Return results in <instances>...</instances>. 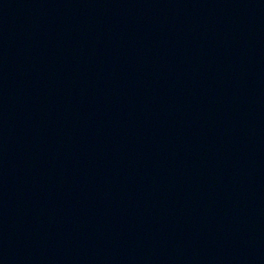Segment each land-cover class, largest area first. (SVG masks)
<instances>
[{"label": "water", "instance_id": "water-1", "mask_svg": "<svg viewBox=\"0 0 264 264\" xmlns=\"http://www.w3.org/2000/svg\"><path fill=\"white\" fill-rule=\"evenodd\" d=\"M0 264H264V0H0Z\"/></svg>", "mask_w": 264, "mask_h": 264}]
</instances>
